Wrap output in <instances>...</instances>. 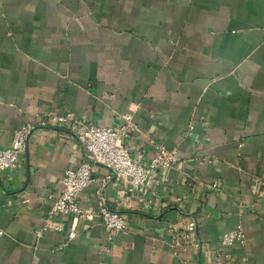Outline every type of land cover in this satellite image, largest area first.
<instances>
[{"label":"crops","instance_id":"0c3cea01","mask_svg":"<svg viewBox=\"0 0 264 264\" xmlns=\"http://www.w3.org/2000/svg\"><path fill=\"white\" fill-rule=\"evenodd\" d=\"M122 113L132 147L178 163L130 199L93 165L77 198L93 220L41 230L64 171L87 158L82 127ZM24 123L25 153L0 172V264H264V0H0V149ZM100 199L121 232L96 219ZM237 225L244 243L220 247Z\"/></svg>","mask_w":264,"mask_h":264},{"label":"built area","instance_id":"2783aa9c","mask_svg":"<svg viewBox=\"0 0 264 264\" xmlns=\"http://www.w3.org/2000/svg\"><path fill=\"white\" fill-rule=\"evenodd\" d=\"M73 121L69 113L51 115L49 122L54 125H67ZM45 123H40L44 126ZM81 142L87 158L76 168L64 171L60 180L61 190L53 200L47 218L44 220L42 229H60L53 226L51 218L54 215L71 217L76 222L79 219L92 221L93 216L78 207L77 198L92 181L93 165L106 168L110 175L117 178L126 186V199L142 198L151 191L159 172L174 167L178 163L175 151H168L162 145L155 144L154 155L146 159L142 148L132 147L128 140L138 132L133 122L131 113L119 115V122L111 127H97L86 125L82 127ZM33 126L24 123L16 127L11 135L9 144L0 149V172L12 171L21 161L25 153L27 142ZM110 176H107L108 180ZM264 195L263 191H260ZM96 219L108 231L119 233L125 227V221L117 211L110 210L103 199L98 202ZM186 230L191 234L194 231V223H189ZM41 231H37V237ZM1 235V232H0ZM76 236L75 230L70 229L64 242L58 244L54 251L62 250L69 240ZM245 237L241 225L221 235L220 247H230L236 243H244Z\"/></svg>","mask_w":264,"mask_h":264}]
</instances>
